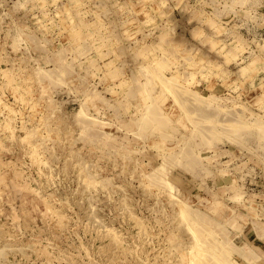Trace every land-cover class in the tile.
I'll list each match as a JSON object with an SVG mask.
<instances>
[{"label":"rangeland","instance_id":"obj_1","mask_svg":"<svg viewBox=\"0 0 264 264\" xmlns=\"http://www.w3.org/2000/svg\"><path fill=\"white\" fill-rule=\"evenodd\" d=\"M0 264H264V0H0Z\"/></svg>","mask_w":264,"mask_h":264},{"label":"bare ground","instance_id":"obj_2","mask_svg":"<svg viewBox=\"0 0 264 264\" xmlns=\"http://www.w3.org/2000/svg\"><path fill=\"white\" fill-rule=\"evenodd\" d=\"M154 61H155V60H154ZM154 61H153V62H154ZM156 63H157V62H156ZM154 64H155V63H154ZM165 78H166V77H165ZM174 78H175V77H174ZM166 79H167V78H166ZM169 79H170V78H168V80H166V81H164V80L162 81L163 86H165L164 88H167V87H169V85H171L170 82H169ZM171 81H172V80H171ZM174 82H177V81H174ZM178 84H179V83H178ZM179 85H180V84H179ZM174 88H175V86H174ZM166 90H167V89H166ZM176 90H177V89H176ZM178 90H179V89H178ZM168 91H169V90H168ZM170 93H171V92H170Z\"/></svg>","mask_w":264,"mask_h":264}]
</instances>
